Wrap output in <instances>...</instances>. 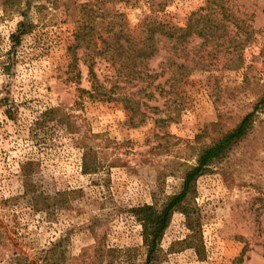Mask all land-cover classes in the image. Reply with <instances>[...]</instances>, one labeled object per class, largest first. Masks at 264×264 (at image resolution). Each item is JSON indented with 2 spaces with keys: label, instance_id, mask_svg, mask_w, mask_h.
<instances>
[{
  "label": "rangeland",
  "instance_id": "1",
  "mask_svg": "<svg viewBox=\"0 0 264 264\" xmlns=\"http://www.w3.org/2000/svg\"><path fill=\"white\" fill-rule=\"evenodd\" d=\"M73 3L84 4L82 12ZM194 13H206L213 37L191 33L171 50L159 43L150 76L132 78L96 58L99 79L116 83L115 94L137 110L79 89L90 87L83 48L80 79L69 78L78 21L92 20L106 35L117 17L140 38L148 21L184 27ZM263 91L264 0H0V229L38 264L49 248L51 264H145L131 208L160 207L178 192L200 145L232 128ZM218 113L220 127L195 141ZM262 119L264 107L248 137L191 182L200 232L188 238L185 216L175 211L150 264H264ZM84 163L96 170L83 172ZM26 174L36 189L68 191L62 205L33 210L23 195ZM96 244L109 250L101 263ZM12 256L6 251L0 264H13Z\"/></svg>",
  "mask_w": 264,
  "mask_h": 264
},
{
  "label": "trees",
  "instance_id": "2",
  "mask_svg": "<svg viewBox=\"0 0 264 264\" xmlns=\"http://www.w3.org/2000/svg\"><path fill=\"white\" fill-rule=\"evenodd\" d=\"M1 2L3 4L8 3L9 6H15L20 0H1ZM73 5L76 9L78 8L79 12H82L84 4L73 3ZM194 15V17H189V21L184 27H176L156 20L148 21L145 34L140 38H132L126 30V23L123 20L118 22L117 17L115 21L110 22V26L105 30L106 35L96 31V25L93 24L92 20L83 19V21H78V27L73 33V42L67 47L69 56L67 65L68 70L72 72L69 78L75 82L80 79L81 72L78 69L79 57L77 56V50L83 48V58L87 62L90 87L89 89L81 87L79 89L91 99L120 100L124 103V107L132 111L137 110L134 107V101L129 96L115 94L114 87L116 83L108 86L105 81L99 79L94 68L97 62L96 58L108 60L118 71L125 70V74H128L129 77L143 79V74L150 76L147 70L148 59L158 51L159 43L167 41L168 45L172 44L169 47L171 50L175 48L173 42H186L191 33H196L202 37H213L215 31L211 28V25L206 23L209 18L206 13H194ZM18 29L19 34H11V38L16 42H19V35L23 32L21 22H19ZM93 30L95 31L91 34ZM263 107L264 91L256 99L252 109L242 115L232 128L221 130L219 134L212 136L208 142L200 145L196 153L195 163L184 171L181 189L169 195L160 207L144 203L131 208L132 214L141 226L142 243L146 248L145 264H150L155 259L162 235L175 211H180L185 216L186 226L191 231L188 238L200 232L199 211L196 206L188 202L191 182L201 173L207 171L211 164L221 161L237 144L239 145L248 137L253 130L257 111L263 109ZM47 113L49 112L45 111L43 114L47 115ZM142 116L141 113L139 120H142ZM221 116L222 113H218L216 121L206 124L204 129L195 135V141L200 142L207 135L208 129H213L216 126L220 127ZM260 123L264 125V119L260 120ZM88 150L87 148L84 156ZM95 170L96 167L84 163L83 172H94ZM23 186V195L27 204L33 210L45 213L49 212L50 208L62 205L64 195L68 193V191H57L54 194H49L41 189H36L29 181L28 174L25 175ZM14 240L6 227L0 229V256L2 257L6 254V251H9L13 255L11 258L13 264H38L36 259L32 260L24 251H20ZM189 244L191 245V243ZM53 250L54 248L46 250L51 257ZM108 251V249L96 244L93 248V257H99V263H101L102 255H107ZM47 253L44 255V262L42 261L41 264H51L47 262L51 258ZM91 264L95 263L91 261ZM104 264H107V261Z\"/></svg>",
  "mask_w": 264,
  "mask_h": 264
}]
</instances>
